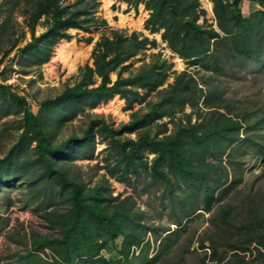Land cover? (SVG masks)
I'll use <instances>...</instances> for the list:
<instances>
[{
    "label": "rangeland",
    "instance_id": "rangeland-1",
    "mask_svg": "<svg viewBox=\"0 0 264 264\" xmlns=\"http://www.w3.org/2000/svg\"><path fill=\"white\" fill-rule=\"evenodd\" d=\"M78 1L62 0L66 5ZM84 1L96 7L95 15L105 20L107 27L100 25L91 33L71 29L69 39L61 40L52 48L47 63L22 67L21 49L31 40L23 16L25 8L31 5L30 0H0V85L10 86L7 90L0 89V166L6 167L2 161L17 143L24 125V106L14 103L9 91L22 97L25 107L36 115L42 103L47 101L48 105H54L65 88L79 81L81 68L93 67L91 54L102 35H108L110 29L127 35L142 33L149 40L154 39L157 46L146 51V56L137 55L131 61L130 71L135 72L143 63L149 62L151 53H159L160 59L169 66L168 84L173 82L175 75L187 71L203 90L198 106L203 115L208 111L205 100L215 95L218 97L215 103L221 105L219 111L230 112L233 121L241 126L239 141L229 148L223 145L214 150L220 159L219 165L228 173V181L221 188L212 186L210 212L204 211L202 190L195 195L193 183L178 181L167 186L153 181L143 170L140 176H131L124 182L118 176L107 174L104 168L106 144L98 134L76 153L72 150L57 161L56 167L79 183L92 206L99 205L112 211L127 199L131 219L140 220L151 230L146 236L151 243L147 257L154 259L153 264H264V124L259 128L250 127L264 117V55L261 53L257 58L223 66L219 72L199 71L188 67L184 60L173 54L160 34L144 30L148 13L142 5L135 11L119 0ZM199 1L207 13L208 24L217 30L211 1ZM206 1L211 4L210 11ZM240 9L242 16L248 17L260 6L253 1L241 0ZM45 19L42 16L37 21L36 36L44 32ZM59 48L65 52L64 56H56ZM258 61L261 63L257 64ZM23 71H26L25 75ZM110 79L114 81L115 75L111 74ZM155 99L156 95L152 94L146 102ZM146 102L135 103L130 110L126 101L115 96L106 104L86 107L62 127L53 124L46 130V135L56 145L70 135L81 136L89 121L94 119H102L119 130L131 120L132 114L148 109ZM191 111L187 107L177 114V118L190 115ZM191 116V123H197L196 115ZM173 130L174 125L170 123L168 134ZM154 132L152 129L151 133ZM123 136L136 137L135 134ZM22 148L24 151L14 162L10 174L0 176V264H56L59 256L55 248L45 244L49 240L52 243L61 240L58 217L68 213L69 196L54 182L46 180L32 152L33 145ZM145 157L150 165L153 155L145 154ZM230 181L234 183L233 188L219 200L220 191ZM189 206L195 209L194 214L184 219L183 212ZM82 212L89 216L86 211ZM168 233H172L170 246L164 254L157 255L160 240ZM155 234L160 235L157 241ZM105 237L101 235L100 239L106 240ZM122 241L119 237L111 247L109 242L101 251L102 256L119 258ZM39 242L42 243L40 248ZM235 247L246 251L234 250Z\"/></svg>",
    "mask_w": 264,
    "mask_h": 264
},
{
    "label": "trees",
    "instance_id": "trees-1",
    "mask_svg": "<svg viewBox=\"0 0 264 264\" xmlns=\"http://www.w3.org/2000/svg\"><path fill=\"white\" fill-rule=\"evenodd\" d=\"M119 1L135 11L142 5L148 13L144 30L150 34H160L166 47L184 60L188 67L204 72H219L223 66H231L242 59L257 58L261 53L264 55V0H247L260 6L248 17L241 14V0H210L217 30L208 24L207 13L199 0ZM30 4L23 13L31 40L21 49L22 67H38L47 63L52 56V48L61 40H68L71 29L91 33L93 28L100 25L107 27L106 21L95 15L96 7L84 0L69 5L62 0H30ZM42 16L46 17L45 30L36 36L35 25ZM156 46L154 39L149 40L142 33L127 35L110 29L109 34L102 35L94 46L91 54L93 67L86 65L81 68L79 81L65 88L54 105H48L47 101L42 103L36 115L25 107L22 97L8 92L14 103L24 106V125L17 143L2 161L6 167L0 166V176L3 178L4 173L10 174L14 162L24 151V148L20 149L21 146L28 149L33 145L32 152L46 180L54 182L69 196L71 207L68 213L58 217L61 240L55 244L49 240L45 244L51 249L55 248L59 256L56 264L154 263L153 258L147 257L151 243L146 236L151 230L140 220L131 219L127 199L112 211L99 205L92 206L79 183L56 167L57 161L72 150L76 153L97 134L106 144L104 168L107 174L118 176L122 182L129 181L131 176H140L143 170L153 181L167 186L178 181L193 183L195 195L202 190L204 211L210 212L212 186L221 188L228 181V173L225 167L219 165L220 159L214 150L223 145L229 148L239 141L241 126L233 121L230 112L219 111L221 105L215 103L218 98L215 95L205 100L208 111L203 115L198 107L203 90L187 71L175 75L173 82L168 84L169 66L160 59L159 53H151L149 62L143 63L135 72L130 71L131 61L137 55L146 56V51ZM111 74L116 77L114 81L110 79ZM9 88L0 85L1 90ZM152 94L156 95V99L146 102ZM115 96L126 101L130 110L135 103L145 102L148 109L140 114H132L131 120L119 130L113 129L102 119H94L89 121L81 136L70 135L56 145L51 143L46 130L52 128L53 124L62 127L86 107L106 104ZM187 107L191 108V114L177 118V114L183 113ZM192 114L196 115L195 124L191 123ZM170 123L174 125V130L168 134ZM254 124L250 127H261L264 117ZM152 129H155L153 134ZM125 134H135L136 137H124ZM145 154L153 155L150 165ZM233 184L230 181L222 188L219 200H223ZM190 206L183 212L184 219L194 214L195 209ZM82 211H86L90 217ZM171 234L160 240L157 255L168 250ZM101 235L106 236V240H101ZM154 236L155 241L160 237L158 234ZM119 237L123 240L118 250L119 258H104L101 251L108 247L109 242L111 247ZM37 245L40 248L42 243ZM237 249L246 251L241 247L234 250ZM77 258L80 259L76 262Z\"/></svg>",
    "mask_w": 264,
    "mask_h": 264
},
{
    "label": "bare ground",
    "instance_id": "bare-ground-1",
    "mask_svg": "<svg viewBox=\"0 0 264 264\" xmlns=\"http://www.w3.org/2000/svg\"><path fill=\"white\" fill-rule=\"evenodd\" d=\"M206 4H207V8H208V10L210 11V10H211V4H210L209 2H207V1H206ZM123 22H124V20L122 21V23H123ZM64 53H65V52H63V50L59 48V49L57 50V54H56V56H57V57L64 56ZM62 58H64V57H62Z\"/></svg>",
    "mask_w": 264,
    "mask_h": 264
}]
</instances>
